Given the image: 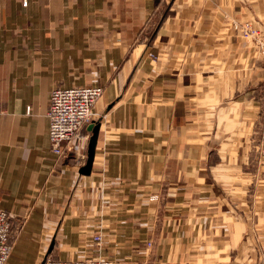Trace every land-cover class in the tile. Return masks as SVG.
I'll list each match as a JSON object with an SVG mask.
<instances>
[{"label":"crops","instance_id":"crops-1","mask_svg":"<svg viewBox=\"0 0 264 264\" xmlns=\"http://www.w3.org/2000/svg\"><path fill=\"white\" fill-rule=\"evenodd\" d=\"M262 46L264 0H0L6 264H264ZM55 88L102 89L88 175L50 152Z\"/></svg>","mask_w":264,"mask_h":264},{"label":"built area","instance_id":"built-area-1","mask_svg":"<svg viewBox=\"0 0 264 264\" xmlns=\"http://www.w3.org/2000/svg\"><path fill=\"white\" fill-rule=\"evenodd\" d=\"M29 0H22L26 6ZM102 95L101 88H55L50 92L46 117L48 120V138L53 155L57 162L61 159L72 160L86 158L83 147L73 148L71 141L77 131L91 122L95 113L93 107ZM264 118V110H263ZM258 162L264 165V125L262 140L258 147ZM12 214L0 210V264H6L12 250ZM42 264H122L117 260H50L45 258Z\"/></svg>","mask_w":264,"mask_h":264},{"label":"water","instance_id":"water-1","mask_svg":"<svg viewBox=\"0 0 264 264\" xmlns=\"http://www.w3.org/2000/svg\"><path fill=\"white\" fill-rule=\"evenodd\" d=\"M99 124H90L89 125V131L91 133V136L88 141L87 145V159L84 164V166L79 170V173L81 175H88L91 170L92 162H93V157H94V150L96 146V141L98 137V132H99Z\"/></svg>","mask_w":264,"mask_h":264},{"label":"rangeland","instance_id":"rangeland-1","mask_svg":"<svg viewBox=\"0 0 264 264\" xmlns=\"http://www.w3.org/2000/svg\"><path fill=\"white\" fill-rule=\"evenodd\" d=\"M247 35H249L250 37H251V35H252V33L251 32H248V34ZM260 49V52H261V50H262V52H261V54H264V46H262V47H260L259 48ZM263 110H264V99H263V104H262V112H261V117H262V122H261V134H263V125H264V118H263ZM48 140H49V138H48ZM261 140H262V135H261V137H260V140H259V144H258V147H259V145H260V143H261ZM50 144V143H49ZM258 147H257V161H258ZM50 152L52 153V150H51V148H50ZM53 154V153H52ZM55 161L57 162V158L55 157ZM156 198V196H154V197H152V199L154 200ZM1 210V209H0ZM1 211H3V212H6V211H4V210H1ZM6 213H9V214H11L10 212H6ZM22 221H23V219H21ZM22 221H21V223H22ZM15 222V217L13 216V219H12V221H11V225L13 224ZM10 255H11V253H10ZM9 258H10V256H9ZM8 258V259H9ZM47 258V257H46ZM50 260H56V259H54V258H52V257H48ZM7 259V260H8ZM90 260V259H89ZM108 260H116V259H108ZM117 261H119V262H121L122 264H125V262H123V261H121V260H117ZM42 264V263H41Z\"/></svg>","mask_w":264,"mask_h":264},{"label":"bare ground","instance_id":"bare-ground-1","mask_svg":"<svg viewBox=\"0 0 264 264\" xmlns=\"http://www.w3.org/2000/svg\"><path fill=\"white\" fill-rule=\"evenodd\" d=\"M92 121H93V120H92ZM80 129H81V128H80ZM80 129L77 131L76 135L74 136V138H73L72 141H71V145H72L73 148H76V146L74 145V140L77 138ZM86 159H87V155H86Z\"/></svg>","mask_w":264,"mask_h":264}]
</instances>
